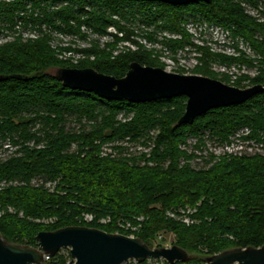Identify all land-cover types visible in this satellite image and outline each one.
I'll return each mask as SVG.
<instances>
[{"label":"trees","instance_id":"1","mask_svg":"<svg viewBox=\"0 0 264 264\" xmlns=\"http://www.w3.org/2000/svg\"><path fill=\"white\" fill-rule=\"evenodd\" d=\"M190 21L219 29L232 42V55L208 53L204 63L252 69L258 56V74L241 75L231 85L244 88L246 81V87H264V0L186 6L136 0H0V32L45 27L83 37L85 27L103 36L112 26L121 32L122 24L148 31V41L169 51L188 44L185 26ZM158 32L177 37L157 41L152 37ZM240 43L248 44L255 57ZM109 46L86 50L76 63L60 58L69 49L57 52L44 40L0 46V143L11 149L0 157L3 240L37 247L39 232L81 226L133 236L150 248L158 233L171 232L176 246L198 255L186 264L230 249L264 246V158L224 153L200 171L178 164L180 158L191 159L178 148L187 139H194L201 152L205 138L221 147L236 140L264 146V91L177 125L185 111L183 96L146 103L108 101L65 88L55 78L53 72L60 68H90L120 79L131 63L160 67L140 48L113 55L115 48ZM202 75L229 84L226 77ZM102 146L110 153L100 156ZM186 206L191 210L185 211ZM172 217L187 218L190 224ZM46 264H66V258L57 254Z\"/></svg>","mask_w":264,"mask_h":264},{"label":"water","instance_id":"2","mask_svg":"<svg viewBox=\"0 0 264 264\" xmlns=\"http://www.w3.org/2000/svg\"><path fill=\"white\" fill-rule=\"evenodd\" d=\"M160 2L171 6L210 3L212 0H136ZM62 86L74 91L93 93L108 101L126 100L146 103L178 96L186 98L185 111L177 125L190 124L209 110L244 103L264 91L260 85L240 89L199 75H180L162 68L131 63L125 75L116 79L95 70L60 68L53 72ZM37 247L11 244L0 234V264H43L61 249H69V264H123L129 260L143 263L162 259L168 264L186 263L188 255L178 246L151 249L139 238L81 226L39 232ZM206 264H264V246L235 248L206 258Z\"/></svg>","mask_w":264,"mask_h":264},{"label":"rangeland","instance_id":"3","mask_svg":"<svg viewBox=\"0 0 264 264\" xmlns=\"http://www.w3.org/2000/svg\"><path fill=\"white\" fill-rule=\"evenodd\" d=\"M122 31L119 32L117 27L112 26L106 32L108 33L107 37L101 38L98 34L88 32L85 37L83 35L82 39H74L67 38L65 36H60L55 34L54 32H50L49 29H41L38 30V33H32V31H28L27 28L20 27L15 31H3L0 32V46L4 44H10L16 41L20 42H28L30 40H44L49 48L58 49L57 52H61L59 48H67L70 49L73 53V57L75 59L80 58L84 55V52L91 48L102 49L105 46L110 45V48H115L113 55H118L124 51H133L137 48L146 52L150 55L154 60H156L160 67L168 72L176 73L180 75H199L203 76V71L205 74H212L214 78L221 79L222 77H226L229 84L237 81V78L241 75H248L254 77L258 74V70L260 65L257 61L260 60V57H255L252 50L248 44L240 43L239 48H242L251 58L255 57L254 68L248 69L246 66L238 65L227 68L223 65L214 62L204 63L206 54H225L232 55L234 53L233 45L230 39L225 38V35L219 29L209 27L207 28L205 25H199L198 23L189 22L188 25L185 26L186 30L190 34V38L187 43L184 45L182 49H176L172 51H165L160 44L152 43L148 41L146 37L145 31L136 30L130 26L123 27L121 24ZM123 27V28H122ZM151 32V30L149 31ZM163 36L176 38L177 35H170L167 33H159L156 36H153L155 40L159 41ZM238 55V54H236ZM259 59V60H258ZM246 81L242 82L241 85L246 87ZM205 149L203 152L200 149H195L196 143L194 139H187L185 144L179 145L178 148L180 151L186 153L188 156H191L190 160L179 159V166H183L187 164L191 169L195 171L207 170L209 169L218 159H220L224 153L233 152L231 154L237 155L239 157L246 158H255L260 157L264 158V146H253V147H245L244 145H237L234 143L233 147L225 148L219 146L215 141L211 139L205 138ZM237 141V140H236ZM235 142V141H234ZM198 147V145H197ZM7 148L6 145H1L0 143V157L4 158L11 151L10 148ZM133 149V148H132ZM134 150V149H133ZM100 156H105L110 153L109 148L106 146H102L100 148ZM168 164H166L167 167ZM182 210V209H181ZM191 210L189 206H186L185 211ZM170 214V213H169ZM167 213V215L169 216ZM172 216V215H171ZM173 218V217H172ZM87 222L90 221V217H86ZM138 221L142 220V218H138ZM173 220L177 222H181L185 225H189V221L187 218L182 217H174ZM105 222V221H101ZM118 227L121 228L122 223H117ZM36 237V236H35ZM175 245V238L171 232H161L158 233L155 240L152 242L151 249H159L160 248H170ZM60 256L66 258V263L70 261L69 249H61L58 251ZM56 254V255H57ZM55 255V256H56ZM188 255V254H187ZM198 255H188V262L193 261L192 259L197 258ZM208 258V257H206ZM206 258L202 257V261L198 262V264H206ZM145 264H167L162 259H148L144 261ZM184 263V264H186ZM46 264V263H45ZM123 264H139L134 260H129ZM142 264V263H140ZM175 264V263H174Z\"/></svg>","mask_w":264,"mask_h":264},{"label":"built area","instance_id":"4","mask_svg":"<svg viewBox=\"0 0 264 264\" xmlns=\"http://www.w3.org/2000/svg\"><path fill=\"white\" fill-rule=\"evenodd\" d=\"M21 26H18V27H16L15 29H14V31L15 30H18L19 28H20ZM111 27H109L108 29H110ZM43 29H46L45 27H43ZM107 29V30H108ZM27 30L28 31H32V33H38V30H36V29H32V28H30V27H28L27 28ZM81 34L82 35H84V37H85V35L88 33V32H90V34H88V35H92V32L89 30V29H86L85 27H81ZM51 32H54L55 34H57V35H60V36H65V37H67V38H74V39H82L83 37H80L79 35H76V36H68V35H65V34H63V33H59V32H56V31H51ZM96 36L98 37V35L96 34ZM108 36V33H107V35H103V36H100L101 38H104V37H107ZM159 40H161V38L159 39ZM158 44V43H157ZM64 49H66V48H64ZM166 52L167 51H169L168 49H166V48H163ZM62 54L60 55V58H62V59H66V60H70L71 62H73V63H76L77 62V60H79V59H83L84 57H85V55H82L80 58H77V59H75L74 57H73V53H72V51L69 49L68 51L66 50V51H62L61 52ZM166 71V70H165ZM168 72V71H167ZM171 73V72H170ZM234 143H236L237 145L239 144L240 146L241 145H244L245 147H253V146H256V145H254V144H252V145H250V143H244V144H242V143H239V141H235V142H233L231 145H229V146H223V147H225V148H230V147H233L234 146ZM229 153H233V152H229ZM126 227H129L128 225L126 226ZM133 237V236H132ZM167 263V262H166ZM168 264V263H167Z\"/></svg>","mask_w":264,"mask_h":264},{"label":"flooded vegetation","instance_id":"5","mask_svg":"<svg viewBox=\"0 0 264 264\" xmlns=\"http://www.w3.org/2000/svg\"><path fill=\"white\" fill-rule=\"evenodd\" d=\"M56 255V254H55ZM54 255V256H55ZM53 256V257H54ZM49 258H52V257H47V258H45V260H44V263L43 264H45L46 262H48L49 261ZM69 258H70V256H69ZM70 261H71V258H70ZM70 261L68 262V263H66V264H69L70 263Z\"/></svg>","mask_w":264,"mask_h":264}]
</instances>
